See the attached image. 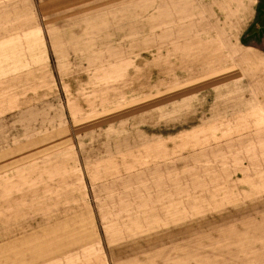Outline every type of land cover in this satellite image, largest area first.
Listing matches in <instances>:
<instances>
[{"label": "rangeland", "instance_id": "374dc122", "mask_svg": "<svg viewBox=\"0 0 264 264\" xmlns=\"http://www.w3.org/2000/svg\"><path fill=\"white\" fill-rule=\"evenodd\" d=\"M263 9L0 0V264H253L257 105L222 61L264 50Z\"/></svg>", "mask_w": 264, "mask_h": 264}, {"label": "crops", "instance_id": "0c3cea01", "mask_svg": "<svg viewBox=\"0 0 264 264\" xmlns=\"http://www.w3.org/2000/svg\"><path fill=\"white\" fill-rule=\"evenodd\" d=\"M186 1L189 2L193 0ZM226 14V17L234 16V12L228 11ZM23 24L28 23L25 22L20 24L19 26H22ZM226 40L232 42V40H236V38H230L228 36L226 37ZM227 48L225 49L226 52L224 54L225 59L222 61V63L224 64L222 66L223 84L225 85L229 83L231 84V86L236 85V87L238 86L240 88L245 87L250 91V94L253 95V101L250 103L257 105L253 118L246 119L248 120L246 128V130L248 131L247 136L252 139L248 144L245 143L244 140V152H254L256 154H262L263 160L260 159L259 161L264 163V50L247 46H245V48H242L235 43ZM245 96L246 93L244 94V97ZM258 140H260V143L251 144V142H258ZM255 147L256 150H253L255 149ZM251 161L252 160H248L247 164H251ZM256 163H258V161H256ZM257 166L258 165H256L255 167ZM256 228H262L263 232L257 233ZM257 241H260V245L256 244ZM243 246H248L251 249H254L255 259H249V261H252L253 264L264 263V261L261 263L256 262L264 260L258 259L259 255L257 250V248L259 247H264V223L258 222L256 218L254 219V216H251V218L249 219V223L246 222L244 224V228L242 225V239L240 240V248H243Z\"/></svg>", "mask_w": 264, "mask_h": 264}, {"label": "trees", "instance_id": "16d2710c", "mask_svg": "<svg viewBox=\"0 0 264 264\" xmlns=\"http://www.w3.org/2000/svg\"><path fill=\"white\" fill-rule=\"evenodd\" d=\"M260 18L264 20V9H263V12L261 13ZM260 26H264V22L263 21L260 23ZM254 29H256L255 25H254V28H252V30L250 31V33H253V32L255 33L256 30H254Z\"/></svg>", "mask_w": 264, "mask_h": 264}]
</instances>
